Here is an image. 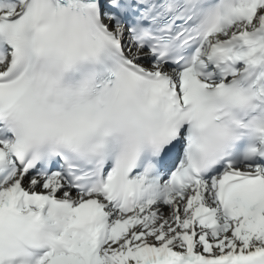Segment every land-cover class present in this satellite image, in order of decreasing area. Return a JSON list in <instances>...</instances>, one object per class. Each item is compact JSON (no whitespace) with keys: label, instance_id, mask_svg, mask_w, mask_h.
<instances>
[{"label":"snow or ice","instance_id":"6c2138e0","mask_svg":"<svg viewBox=\"0 0 264 264\" xmlns=\"http://www.w3.org/2000/svg\"><path fill=\"white\" fill-rule=\"evenodd\" d=\"M0 264H264V0H0Z\"/></svg>","mask_w":264,"mask_h":264}]
</instances>
